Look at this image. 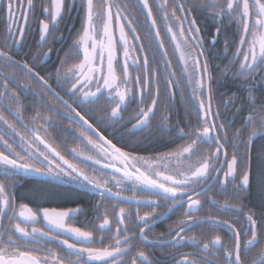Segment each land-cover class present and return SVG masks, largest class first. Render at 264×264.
<instances>
[{
  "label": "snow or ice",
  "instance_id": "snow-or-ice-1",
  "mask_svg": "<svg viewBox=\"0 0 264 264\" xmlns=\"http://www.w3.org/2000/svg\"><path fill=\"white\" fill-rule=\"evenodd\" d=\"M37 7L45 18L39 20V49L30 53L24 50L25 26L30 16L36 18ZM0 12V264H164L139 247L145 243L172 249L161 252L167 264H264V149L257 153L255 171L252 163L253 141L264 136V0H0ZM73 12L80 27L71 26L64 57L41 75L36 68L54 53L50 42L65 39L59 25ZM194 13L215 25L212 44L226 27L236 25L233 38L225 36L228 62L218 74L242 81L247 89V114L234 131L232 120L220 119L219 107L213 106L217 76ZM137 14L144 17V39L137 31ZM162 30L182 65L179 78ZM153 42L149 53L146 44ZM229 44L234 46L230 58ZM16 69L39 91L22 84ZM161 76L167 104L161 102ZM182 81L190 89L189 101H195L186 108L187 131L178 122L169 126L174 86ZM17 88L32 101L23 104ZM180 96L184 98L183 90ZM132 104L136 110L126 119L123 113ZM38 105L69 120V128L76 125L74 147L63 138L54 142L48 130L59 125L42 115ZM26 108L36 110L27 121ZM193 115L196 123L188 119ZM137 131L170 139L174 134L183 143L169 152L140 155L139 141L131 139ZM30 175L75 181L99 199L90 209L80 203L33 209L16 199L17 185ZM253 176L260 190L259 212L243 204ZM52 195L43 192L39 198ZM141 206L151 211L141 214ZM206 208L215 214L200 215ZM181 210L182 219L150 239L161 218ZM88 212L91 226H76ZM230 214L231 219L223 218ZM196 226L202 234L226 227L231 235L204 240L185 234ZM187 245L196 251H175Z\"/></svg>",
  "mask_w": 264,
  "mask_h": 264
},
{
  "label": "flooded vegetation",
  "instance_id": "flooded-vegetation-1",
  "mask_svg": "<svg viewBox=\"0 0 264 264\" xmlns=\"http://www.w3.org/2000/svg\"><path fill=\"white\" fill-rule=\"evenodd\" d=\"M152 0H150V3ZM135 12V9H133ZM155 11V10H154ZM197 16V23L201 26V34L204 36V43L208 48V55L210 64L212 66V72L214 76H217V79L214 81V99H213V106L219 107L221 116L220 119L228 120L231 119L233 123V129L240 127L242 121L244 120L247 114V107H248V100H247V89L243 85L242 81L237 79H232L231 77H224L220 78L218 76L221 67L227 64V58L223 57V53L225 51L224 39L225 36L231 40L234 36L236 25L233 24L229 27H226L222 33L217 36L216 43L212 44V37L215 35V25L212 23L211 20L205 19L203 15L200 13H194ZM35 19L29 18L28 24L25 26V35L26 39L24 41V50L26 52L34 53L39 49V20L44 19V15L41 14V10L39 7L35 10ZM131 18V17H130ZM144 17L142 15L137 14L136 20L139 22V26L137 31L140 33L141 38L144 39L145 34L147 32L146 26L143 25ZM159 19V18H158ZM74 25L75 28L80 27L79 16L76 12L71 13L69 16H66L64 21L59 25L60 31L63 33L65 39L64 40H57L54 42H50L49 46L54 48V53L50 56V58L46 61H43L41 57V61H43L42 67H37L36 70L40 71L41 75H44L45 72L52 71L54 66H58L59 58H63L65 55V51L68 48V45L71 43L69 39L71 26ZM115 26V22H114ZM127 27V26H126ZM4 30V16L3 13L0 12V34L3 33ZM131 36V33H129ZM161 37L165 41V48L169 50V58L172 61V67L176 70L177 78L180 76V69L182 67L178 56L172 54V44L170 42V37L166 35L163 30L161 31ZM155 47V43L153 42L151 46L146 44V51L151 53L152 48ZM46 51V49H43ZM234 51V46L229 44L228 48V57H231V53ZM21 57H17L20 59ZM29 62L31 63V58L27 57ZM160 57H157V60L160 61ZM150 64L152 62L151 54L149 55ZM156 70L159 72V63L156 65ZM18 78H20L21 83H31L33 87L39 91V86L35 85L31 82L29 77H26L24 73H22L19 69L14 70ZM167 75V73H164ZM53 87H56L55 81H49ZM159 86L161 92V102L163 104H167V96L165 95V85L163 76L159 78ZM176 90V98L174 103L170 106L171 108V118L169 120V126L176 124L177 122L180 124L181 127H185L187 131V127L185 124L186 119V108H193L195 106V101H189L190 97V89L185 85L182 81L178 86H174ZM20 92L21 102L25 105L32 101L31 96H25V94L19 89H16ZM183 90L184 98L182 99L180 96V92ZM57 91H60L57 88ZM233 93L236 94L233 97ZM60 94L64 96V93L60 91ZM259 95V92H257ZM232 97V101L230 102L229 98ZM46 98L55 104L60 110H63V105L60 104L58 101L55 100V97L48 94ZM68 99L67 96L64 97ZM243 107H240V106ZM136 104H132L129 106L128 111L123 113L125 118L127 119L130 115L133 114L134 110H136ZM240 107V111L237 112L236 108ZM47 105L37 106V110L41 112L42 115L51 117L53 121H55L59 128H49L48 132L51 137L54 138V142L56 144H60L61 138L65 139L68 143L69 147H74L77 141L73 140L72 133H74L77 128L76 125H71L69 128L70 121L66 118L56 115L53 112L46 111ZM35 111L32 108L25 109V120H30L32 116L35 115ZM157 119H159V114L157 115ZM188 119H191L193 123H196V120L193 116H189ZM39 124H43V121H39ZM130 127V125H129ZM60 129H68L67 132H62ZM23 131V129H21ZM108 135L109 133H105ZM231 136V132L229 133ZM134 141H139L137 146V153L140 155H152L155 153H165L172 150H175L177 146L183 143L182 140L176 139L175 135L173 134V138H169L165 135L160 136H149L145 132L137 131L134 136L131 137ZM115 142V141H114ZM120 146V145H118ZM207 148V145L203 146ZM264 149V136H257L252 144V154H253V171H255L256 163H257V153ZM61 150H63V145H61ZM128 150V149H125ZM71 158V157H69ZM89 163V167H94L91 162ZM119 175V174H118ZM47 192L52 193L53 195L51 198L41 200L39 198V194ZM131 193L125 191V195H130ZM215 195L217 199L223 200L224 197L220 196L218 193H212ZM16 199L18 203H27L33 209H36L38 206L40 207H55V208H67V207H75L77 203L82 204L85 208L90 209L93 204H95L98 199L99 195L96 192H93L90 188H83L75 181H62L58 180L55 177L49 176H37V175H30L25 176L23 183L17 185L16 187ZM109 205L115 203L114 200L107 201ZM260 190L259 186L256 182L255 176L252 177L250 183V191L248 195L244 198L243 204L248 208L254 209L255 211L259 212L260 209ZM144 211H151L150 208L141 206V214ZM158 211H163V209H158ZM208 211H212L215 214V209H205L200 215H206ZM182 210L170 213L167 217L161 218L151 229L149 232L150 239L154 238L160 233H167L170 226L174 225L175 222L179 219H182ZM224 219H231L232 216L225 215ZM92 220V213L88 212L85 215H81L75 221L76 226L84 227L85 225H90V221ZM241 223H243V217H241ZM207 227V226H205ZM259 227V225H258ZM131 228L134 230L135 226L132 225ZM188 236H196L198 239L208 240L214 234H219L227 240V238L231 235V232L226 227L223 230H211L204 231L203 234L201 232V227L196 226L187 233ZM57 251H61L60 246H55ZM139 247L149 253H155L156 257L164 261V264H167V257L161 256V252H170L173 251L168 247L161 248L158 245H151V244H141ZM229 247L231 245L229 244ZM175 251L182 252V253H191L196 251L194 247L191 245H187Z\"/></svg>",
  "mask_w": 264,
  "mask_h": 264
}]
</instances>
